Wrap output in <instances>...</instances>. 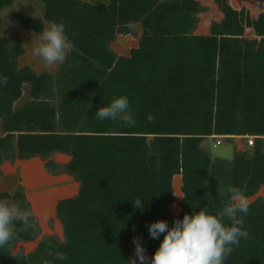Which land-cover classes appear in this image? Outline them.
Listing matches in <instances>:
<instances>
[{
    "label": "trees",
    "instance_id": "obj_1",
    "mask_svg": "<svg viewBox=\"0 0 264 264\" xmlns=\"http://www.w3.org/2000/svg\"><path fill=\"white\" fill-rule=\"evenodd\" d=\"M42 1L44 17L16 12L12 25L40 33L46 22L63 21L74 47L55 74L21 67V37L2 34L1 11L14 0H0V76L8 80L0 87V164L39 156L56 172L52 155L66 153L63 171L80 191L57 204L65 240L47 235L32 252L12 254L14 243L39 234L30 213L31 226L17 223L15 238L0 248V264H133L134 237L148 257L163 240L150 238L151 222L171 225L202 207L216 214L230 202L229 186L246 198L264 187V9L253 16L229 0ZM137 27L138 45L119 55L112 43L118 35L137 36ZM247 28L258 38H247ZM26 91L29 99L20 103ZM120 96L129 99L134 126L96 118L98 108ZM217 136L246 137L248 149L230 160L215 157L203 143ZM248 136L255 137L252 146ZM177 175L178 214L171 209ZM137 198L145 199L143 212L134 207ZM5 199L29 212L22 186L1 193ZM249 206L242 217L249 235L224 264H264V199Z\"/></svg>",
    "mask_w": 264,
    "mask_h": 264
},
{
    "label": "clouds",
    "instance_id": "obj_2",
    "mask_svg": "<svg viewBox=\"0 0 264 264\" xmlns=\"http://www.w3.org/2000/svg\"><path fill=\"white\" fill-rule=\"evenodd\" d=\"M134 26V23L129 22V28ZM73 47L72 40L66 34L65 23L52 21L40 31L39 43L33 54L46 66H52L63 64ZM7 83V77L0 76V87ZM95 115L101 121L120 120L126 125H135L126 96L114 98L108 105L98 108ZM152 119L149 114L148 120ZM226 193L230 202L222 212L212 214L206 207H202L198 212L184 214L182 219L176 218L171 225L164 219L151 222L147 226L150 238L159 240L163 234V240L154 255L148 257L141 238L134 237L135 255L138 258L135 264H224L233 246H238L240 240L249 235L242 217L248 214L250 207L239 189L229 186ZM144 200H132L134 207L143 212ZM225 217L231 221L230 224L224 223ZM17 223L30 227V213L0 200V248L15 238ZM57 256L66 259L63 254L57 253Z\"/></svg>",
    "mask_w": 264,
    "mask_h": 264
},
{
    "label": "crops",
    "instance_id": "obj_3",
    "mask_svg": "<svg viewBox=\"0 0 264 264\" xmlns=\"http://www.w3.org/2000/svg\"><path fill=\"white\" fill-rule=\"evenodd\" d=\"M94 4L108 3V0H84ZM230 6L235 9H241L243 6L250 7L252 11V15L256 16L260 10L264 9V1L257 2L251 0H229ZM3 11L8 12L7 17H10L13 13L23 12L26 16L30 17H44L46 12V5L42 0H23V5H19V0H14L13 6L6 7ZM2 12V11H1ZM3 15V12L1 13ZM3 19V18H2ZM49 23L46 22V26ZM16 29H9L7 32L2 28V34L4 36H9L13 32H16L21 37L22 43L26 50L25 54L19 57V65L30 66L32 67L38 74L49 72V73H57L63 64L57 63L52 66H46L42 60L33 54L32 48L29 45V41L33 43L34 47L39 43V33L34 32L35 34L26 33V36L22 35L20 31V26H15ZM13 28V27H12ZM140 28H136V31L139 34L136 36V43L133 47L138 45V41L140 38L141 30ZM139 30V31H138ZM33 32V31H32ZM246 37L249 39L258 38L255 34V31L252 28H247ZM127 36V35H121ZM129 36V35H128ZM27 37H29V41H27ZM35 43V44H34ZM116 44L113 45V49L117 50L115 47ZM132 47V48H133ZM131 50V48H130ZM130 50L127 53H120L123 56H129ZM116 52H119L118 50ZM2 126V121L0 119V136L4 135ZM56 164L60 167V170H56V172H52L45 167V161L39 157H33L30 159H16V160H5L0 164V169L2 171L1 181H0V194L8 192L10 194H14L19 187H23L26 197L30 203L29 213L35 215L38 218L41 217V212L39 210H43L44 206L39 204L42 202L44 205L50 202V212L55 209L57 211V204L60 200L65 198L74 197L80 191V183L70 174L63 171V167L70 161V156L66 153L56 152L51 157ZM180 176V175H177ZM72 193V194H68ZM73 195V196H71ZM37 198H39V203H37ZM248 199V198H246ZM4 201L9 204L15 205L20 210V202L17 199H5ZM46 201V202H45ZM45 202V203H44ZM40 206V207H38ZM48 209V210H49ZM49 212V213H50ZM48 213V212H47ZM52 214V213H51ZM40 220V230L39 234L27 241H19L14 243L11 246L12 254L20 255V254H28L32 252L37 245L40 243L41 239L47 235H54V230L50 231ZM58 237V236H57ZM60 237V236H59ZM58 237V238H59ZM63 240V238H59ZM135 249V247H134ZM134 251V250H133ZM147 251V250H146ZM147 256L149 252H146ZM132 259V253H131Z\"/></svg>",
    "mask_w": 264,
    "mask_h": 264
},
{
    "label": "rangeland",
    "instance_id": "obj_4",
    "mask_svg": "<svg viewBox=\"0 0 264 264\" xmlns=\"http://www.w3.org/2000/svg\"><path fill=\"white\" fill-rule=\"evenodd\" d=\"M201 1L204 2L205 0H201ZM19 5H23V0H19ZM2 12H3V15H1V18H3L2 19V22L4 24V28L2 25L3 30L5 32H7L10 28L12 30L16 29V27L14 25H12V23L10 22L9 17H7L8 12H6V11H2ZM210 17L211 16L208 17V21H209ZM214 18H217V17H214ZM203 23H205V22L202 21V24ZM202 24H200V26L198 27V31L201 30L200 28H201ZM19 28H20V31L22 32L23 36H26V33L35 34L34 32L27 30L23 27H19ZM202 33H205V32H202ZM27 41H29V37H27ZM135 43H136V36H134V35H129V36L128 35L127 36L118 35L116 37V40L112 43V48H114L113 45L116 44L115 47L119 51L117 53L119 55H121L122 53L125 54V53L129 52L128 50H130V48H132ZM29 45L31 46L32 51H33L35 47H34L33 43H31V41H29ZM117 50H115V51H117ZM27 99H29V97H28V93L26 91V94L24 95V97L22 98L20 103L24 102ZM247 139H248V137H247ZM221 140H222V144L217 145V146H215V143L217 141L216 138H215V140H212V141L211 140L206 141L205 144L203 143L204 149L209 150V152L215 157H221V158L229 159V160L232 159L233 154L236 150L248 149L246 147V137L237 136V137L233 138L232 140H226L225 138L221 139ZM70 159H71V156H70ZM57 168L60 170V167L58 165H57ZM181 186H182L181 176L175 177L174 178V189H175L176 201L171 206V209L176 214H178L181 210V208H179L180 207L179 203H180L182 196H183L182 191H181ZM68 194H72V193H68ZM71 196H73V195H71ZM259 197L264 199V187H261L259 189V191L254 196L248 197L247 201H248V203H251ZM37 203H39V198H37ZM39 204L44 206V212H43V210H39V212L40 211H42V212H41V217L38 218V223L41 220L43 222L42 224L44 225V227H46L50 231L54 230V233L57 234L56 236H58V237L60 236L59 238H63L65 240L63 223L56 216L55 209L51 210V212H50V209H49L51 206L50 202L46 203L45 205L42 202H40ZM38 207H40V206H38ZM27 210L29 211V207L27 208ZM39 226H40V224H39ZM134 247H135V244L133 243L132 250H131L133 264H135V261L138 260V258L135 255Z\"/></svg>",
    "mask_w": 264,
    "mask_h": 264
},
{
    "label": "built area",
    "instance_id": "obj_5",
    "mask_svg": "<svg viewBox=\"0 0 264 264\" xmlns=\"http://www.w3.org/2000/svg\"><path fill=\"white\" fill-rule=\"evenodd\" d=\"M216 139H217V141L215 143V146L221 145L222 144V140L221 139H224V137L223 136H217ZM254 139H255V137L248 136V144H249V146H252L254 144Z\"/></svg>",
    "mask_w": 264,
    "mask_h": 264
}]
</instances>
